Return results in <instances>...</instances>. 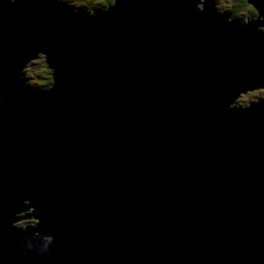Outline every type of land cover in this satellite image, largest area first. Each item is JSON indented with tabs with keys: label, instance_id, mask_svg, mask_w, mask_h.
I'll list each match as a JSON object with an SVG mask.
<instances>
[{
	"label": "water",
	"instance_id": "water-1",
	"mask_svg": "<svg viewBox=\"0 0 264 264\" xmlns=\"http://www.w3.org/2000/svg\"><path fill=\"white\" fill-rule=\"evenodd\" d=\"M198 2L93 19L0 0V264H264V104L226 111L264 87V35ZM32 50L52 57L50 97L18 79ZM21 196L55 238L35 259L9 231Z\"/></svg>",
	"mask_w": 264,
	"mask_h": 264
},
{
	"label": "clouds",
	"instance_id": "clouds-1",
	"mask_svg": "<svg viewBox=\"0 0 264 264\" xmlns=\"http://www.w3.org/2000/svg\"><path fill=\"white\" fill-rule=\"evenodd\" d=\"M28 2L31 4V9L35 10L41 0H28ZM48 2L73 9V15H80L83 12L93 19L107 15L119 6V0H48ZM7 3L10 6H15L18 0H7ZM207 3L208 0H199L196 5L197 14L202 15L207 11ZM214 6L216 13L219 16L226 17V23L232 25L234 30L259 22L260 27L257 28V32L264 35V14L250 0H214ZM237 21H240V23H237ZM6 23L7 20L0 18V25ZM253 47L256 49L264 47V40L256 41ZM51 60L52 57L46 52L32 50L24 57V64L19 71L18 79L24 82L26 88H32L37 95L50 97V94L57 87L56 68ZM11 99L3 79H0V110L7 107L11 103ZM261 104H264V87H257L241 91L228 104L226 111L243 115L250 111L254 105L259 106ZM33 204L34 201L27 199L26 196H21L19 200H13V206L19 205L27 210L17 212L9 228L10 232L29 233L26 236V243L21 245L26 255L31 254L29 259L44 256L51 250V246L55 242L53 235L41 233L40 229L43 227V221L38 218V209ZM256 219L259 225L264 227V211L257 213ZM256 239H264V232H261ZM239 251H243V249ZM67 259L74 261L76 257L69 255Z\"/></svg>",
	"mask_w": 264,
	"mask_h": 264
},
{
	"label": "rangeland",
	"instance_id": "rangeland-1",
	"mask_svg": "<svg viewBox=\"0 0 264 264\" xmlns=\"http://www.w3.org/2000/svg\"><path fill=\"white\" fill-rule=\"evenodd\" d=\"M212 2H213V9H214V11H215V6H214V0H212ZM196 5H197V3H196ZM195 5V6H196ZM216 12V11H215ZM259 87H262V86H259ZM240 93V92H239ZM27 210V209H26ZM26 210H24V211H26Z\"/></svg>",
	"mask_w": 264,
	"mask_h": 264
},
{
	"label": "bare ground",
	"instance_id": "bare-ground-1",
	"mask_svg": "<svg viewBox=\"0 0 264 264\" xmlns=\"http://www.w3.org/2000/svg\"><path fill=\"white\" fill-rule=\"evenodd\" d=\"M258 27H260V26H258ZM258 27H257V28H258ZM31 89H32V88H31ZM24 210H26V209H24Z\"/></svg>",
	"mask_w": 264,
	"mask_h": 264
},
{
	"label": "trees",
	"instance_id": "trees-1",
	"mask_svg": "<svg viewBox=\"0 0 264 264\" xmlns=\"http://www.w3.org/2000/svg\"><path fill=\"white\" fill-rule=\"evenodd\" d=\"M69 9H71V8H69ZM71 10H73V9H71ZM238 22H240V21H238Z\"/></svg>",
	"mask_w": 264,
	"mask_h": 264
}]
</instances>
